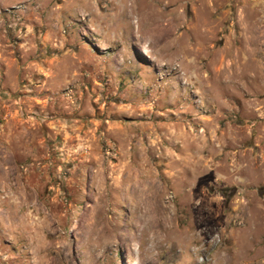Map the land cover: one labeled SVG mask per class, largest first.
Here are the masks:
<instances>
[{"label":"rangeland","instance_id":"1","mask_svg":"<svg viewBox=\"0 0 264 264\" xmlns=\"http://www.w3.org/2000/svg\"><path fill=\"white\" fill-rule=\"evenodd\" d=\"M0 264H264V0H0Z\"/></svg>","mask_w":264,"mask_h":264}]
</instances>
